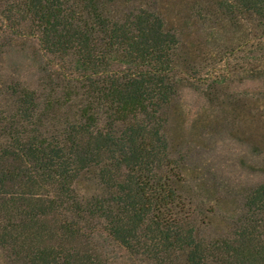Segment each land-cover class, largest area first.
<instances>
[{"label":"trees","instance_id":"trees-1","mask_svg":"<svg viewBox=\"0 0 264 264\" xmlns=\"http://www.w3.org/2000/svg\"><path fill=\"white\" fill-rule=\"evenodd\" d=\"M117 1L0 0V41L35 40L41 75L31 86L0 71L5 262L102 264L83 242L102 225L145 264H264V181L223 190L208 212L181 188L166 135L181 31ZM199 1L209 36L256 46L243 61L264 85V0Z\"/></svg>","mask_w":264,"mask_h":264},{"label":"rangeland","instance_id":"rangeland-1","mask_svg":"<svg viewBox=\"0 0 264 264\" xmlns=\"http://www.w3.org/2000/svg\"><path fill=\"white\" fill-rule=\"evenodd\" d=\"M114 7L159 10L186 41L182 51L186 65L179 72L178 95L167 111L166 128L171 150L188 180L183 191L193 193L197 205L208 212V202L223 190L264 181V85L243 61L256 46H245L232 35L224 42L209 36L215 24L200 17L201 11L195 14L204 9L199 0H118ZM34 42L32 38L0 41V71L6 80L38 85L40 57ZM231 207L230 201L219 204L221 212ZM86 233L91 234L84 244L102 264H145L102 225ZM0 264H7L1 251Z\"/></svg>","mask_w":264,"mask_h":264}]
</instances>
